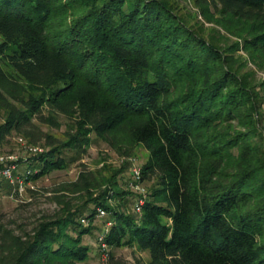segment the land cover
Segmentation results:
<instances>
[{"label": "trees", "instance_id": "1", "mask_svg": "<svg viewBox=\"0 0 264 264\" xmlns=\"http://www.w3.org/2000/svg\"><path fill=\"white\" fill-rule=\"evenodd\" d=\"M178 1L0 0V145L16 133L48 148L19 176L66 169L94 135L126 157L144 147L152 184L130 214L118 173L81 171L65 190L83 200L60 195L32 233L0 222V264L84 263L99 208L107 247H137L149 264H264V91L237 56L264 69V0H192L230 45ZM62 118L64 139L39 127ZM106 264L129 263L109 251Z\"/></svg>", "mask_w": 264, "mask_h": 264}, {"label": "rangeland", "instance_id": "2", "mask_svg": "<svg viewBox=\"0 0 264 264\" xmlns=\"http://www.w3.org/2000/svg\"><path fill=\"white\" fill-rule=\"evenodd\" d=\"M183 12L192 15L193 22L203 26L209 32L216 33L222 39L223 45H230L238 39L229 31L224 30L218 22H209L206 20L201 11L194 6L192 0L178 1ZM213 13H215L213 11ZM216 18L220 16L216 15ZM244 63L240 69L243 75L255 86V89L263 94V88L259 85L264 82V69L260 68L251 58V55L244 50H240L237 54ZM264 116V106L262 108ZM4 122V115L0 109V124ZM62 126L60 128L51 127L49 125H39L42 131L51 134L59 139H64L65 133L69 128L67 121L62 118ZM45 141L34 145L19 134L13 133L0 145V156L11 157L13 164L16 165L15 182L4 177L0 168V222L7 228L13 230L17 235L24 233H32L38 223L47 217H52L59 213L61 204L57 200L60 195H68V199L74 202L83 200V194H72L65 190L66 185L75 181L80 172L83 170L94 171L99 177H112L114 173H118L117 179L119 187L123 191H130L124 201V209L134 213L135 203L138 193L130 186L133 178V169L142 167L148 160L149 153L144 147L136 149L130 157L122 156L113 150L106 142L96 136H92V142L85 152L67 151L68 166L64 170L54 171L45 177L36 181H31L25 188L24 192H18L19 173H24L27 169L26 159L32 156L33 147H40L48 150ZM19 162V164H17ZM2 167V166H1ZM18 167V168H17ZM146 187L147 195L152 188V184L143 183ZM30 190H33L30 191ZM110 215L98 216L94 222V232L92 235L85 236V243L90 247V255L82 264H106L107 253L112 251L116 258L121 259L129 264H149L150 255L146 251H140L137 247H120L110 249L100 244L99 237L105 230L110 227Z\"/></svg>", "mask_w": 264, "mask_h": 264}, {"label": "built area", "instance_id": "3", "mask_svg": "<svg viewBox=\"0 0 264 264\" xmlns=\"http://www.w3.org/2000/svg\"><path fill=\"white\" fill-rule=\"evenodd\" d=\"M42 151H43V149L40 147H33L32 148V152L34 154L40 153ZM10 159L12 160L13 158L0 156V164L2 166L1 173L4 177L8 178L12 182H15L14 177H15L16 165L13 164L11 161H9ZM17 182L19 185L18 192H21V193L24 192L25 188L29 182H26V179L22 178L21 176L18 177ZM143 183L144 182H142V169H141V167L134 168L133 169V178L130 181V186L133 190L136 191V193H138V197H137L135 207H134V210L136 213L142 212V207L146 201L147 192H146V187L143 186ZM98 211H99L100 217L106 215V211L104 209L99 208ZM104 238H105V234L102 233L101 236L99 237V241L105 250L107 248V245L105 243Z\"/></svg>", "mask_w": 264, "mask_h": 264}]
</instances>
